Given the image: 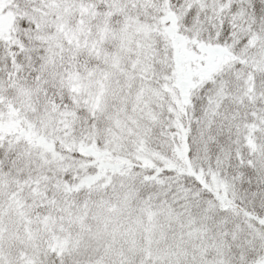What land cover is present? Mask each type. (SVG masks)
<instances>
[{"label": "snow or ice", "instance_id": "6c2138e0", "mask_svg": "<svg viewBox=\"0 0 264 264\" xmlns=\"http://www.w3.org/2000/svg\"><path fill=\"white\" fill-rule=\"evenodd\" d=\"M0 264H264V0H0Z\"/></svg>", "mask_w": 264, "mask_h": 264}]
</instances>
